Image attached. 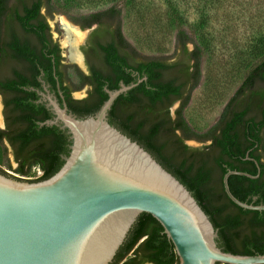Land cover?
Segmentation results:
<instances>
[{
    "label": "trees",
    "instance_id": "16d2710c",
    "mask_svg": "<svg viewBox=\"0 0 264 264\" xmlns=\"http://www.w3.org/2000/svg\"><path fill=\"white\" fill-rule=\"evenodd\" d=\"M58 6L54 0H0V87L13 93L11 102L19 111L17 120L24 123L16 135L21 143L19 152L26 151L31 157L28 164H20L13 171L24 177L32 167L42 171L35 180H21L0 169L1 174L20 181L50 178L62 166V156L69 153V140L64 131L39 125L46 118L37 117L38 112L45 113V109L36 105L35 98L26 90L34 86L41 72L53 87L55 77L59 81L64 77L58 71L59 50L51 41L46 21L54 14H64ZM121 13V8L113 5L68 17L73 22L91 20L85 27L98 22L100 17L116 19L119 45L126 50L120 54L114 43H106L100 46L103 69L90 70V76L84 77L74 68L80 79L74 88L88 84L94 91L75 102L74 113L78 118L93 116L107 99L104 88L116 90L121 82L128 85L146 77V81L115 100L108 113V123L136 142L190 192L217 231L216 241L221 251L248 256L264 254V211L239 208L226 196L222 183L228 171L259 174L255 179L231 175L228 187L241 202L264 204V35L260 37L262 44L254 61L217 120L197 132L186 122L183 112L200 82L201 46L174 15L172 55L140 54L122 34ZM173 13L176 14L174 10ZM133 72L137 73L135 78L130 76ZM71 76L76 78L69 73L64 78L70 80ZM178 100L180 104L171 118L170 107ZM186 141L209 143L191 148ZM6 155L7 150L0 141V164ZM111 264H178V258L159 223L142 213Z\"/></svg>",
    "mask_w": 264,
    "mask_h": 264
},
{
    "label": "water",
    "instance_id": "95a60500",
    "mask_svg": "<svg viewBox=\"0 0 264 264\" xmlns=\"http://www.w3.org/2000/svg\"><path fill=\"white\" fill-rule=\"evenodd\" d=\"M143 81L146 77L121 82L116 90L104 88L107 99L87 118H77L53 94L39 93L53 116L39 125L64 131L69 153L46 180L20 181L0 173V264H111L142 213L162 227L178 264H264V254L221 251L217 231L190 192L108 123L115 100ZM231 175L259 174L228 171L222 183L236 206L264 211V204H247L231 194Z\"/></svg>",
    "mask_w": 264,
    "mask_h": 264
},
{
    "label": "rangeland",
    "instance_id": "374dc122",
    "mask_svg": "<svg viewBox=\"0 0 264 264\" xmlns=\"http://www.w3.org/2000/svg\"><path fill=\"white\" fill-rule=\"evenodd\" d=\"M54 1L64 14H54L46 21L66 63H71L65 42V31L70 25L68 17L117 5L122 12L123 36L137 52L148 56L172 55L175 38L173 18L178 17L203 53L200 82L183 112L186 122L197 132L204 131L217 120L223 106L241 83L247 67L254 61V55L262 44L260 37L264 35V0ZM83 96V91L74 93L75 98ZM173 107L176 108L177 104ZM186 144L191 148L201 147L195 141H187ZM15 168L8 151L0 169L13 176ZM37 169L32 167L27 176L34 180L38 176Z\"/></svg>",
    "mask_w": 264,
    "mask_h": 264
},
{
    "label": "flooded vegetation",
    "instance_id": "af4514ba",
    "mask_svg": "<svg viewBox=\"0 0 264 264\" xmlns=\"http://www.w3.org/2000/svg\"><path fill=\"white\" fill-rule=\"evenodd\" d=\"M90 21L91 20L89 19L80 20L78 22H73L69 20L70 25L68 27H70L73 30L78 31L82 35V38L77 45L78 47H75L77 60H74V59L72 60L70 58V53H69V59L71 60V63L65 62L64 57L62 56V50L59 44L55 40H53L51 36V32H50V27L47 22V25L49 27V34H50L51 41L52 43L57 44V47L59 50V57H60L59 67H58L59 73L63 72L64 77H67V78H68V73L73 74L76 78H73L71 76L70 77L71 79L69 80L62 76V79L59 81L55 77V83L53 87V83L50 80L44 79L43 73L41 72L40 75L36 78L34 82V86L26 89L29 93H31L30 95L32 96V98L33 99L35 98L33 102L36 105H42L45 109V113L38 112L37 117L40 118L42 116V117H45L46 120L51 119L53 117L50 111H48L45 108L44 102L42 101V97L39 95V93H47V92L50 94H53L58 99V102L60 103V105L62 102H64L67 107V110L76 116L73 110V107H75L74 105L76 104L75 102H79L83 100L89 95L90 92L93 93L94 91L92 89V86L88 84L84 85L80 89L74 88V83H77L78 81L80 82V79H78V77L75 74L74 68L78 69L84 75V77L90 76V70L103 69L104 67V62L102 58L103 54L100 50V46L106 43H114V45L117 47V51H119L120 54L125 53L126 50L120 47L119 45L121 44V42H120V38L117 33L118 23L116 19H107L105 16L100 17L98 22H93L89 25V27H85V25H87ZM83 32H86V35ZM65 36H66V31H65ZM77 52H79V54ZM98 54H100L99 58L97 56ZM131 69L134 70L133 68ZM130 76L132 78H135L137 76V73L133 72L130 74ZM0 85H1V82H0ZM81 91H83L84 96L82 98H75L74 93L81 92ZM59 93H61L62 99L59 97ZM12 95L13 93L11 91H2L0 87V107H1L0 131H2V133H0V141L3 144V146L6 148L7 152L8 151L11 152L12 161L17 167L20 164H25V163L28 164L30 162L31 157H29L26 154V151L19 152L21 143L16 140V135L19 129H21V127L24 125V123L19 122L17 120L19 111L15 110V107L13 103L11 102ZM180 101L181 100H178L172 105L173 107L175 104H177V107L173 111H172V107H170L171 118H174V111L178 108ZM76 117L78 118V116ZM40 123L42 122H39V124ZM205 143H201L203 144L201 145V147L204 145H207ZM30 148H31V145L29 146L28 149Z\"/></svg>",
    "mask_w": 264,
    "mask_h": 264
},
{
    "label": "bare ground",
    "instance_id": "6f19581e",
    "mask_svg": "<svg viewBox=\"0 0 264 264\" xmlns=\"http://www.w3.org/2000/svg\"><path fill=\"white\" fill-rule=\"evenodd\" d=\"M85 34V33H84ZM66 39H65V42L67 44V46L69 47V53H70V58L73 60H77L76 59V50H75V47H78V43L79 41L81 40L82 38V35L76 31V30H73L71 29L70 27H67L66 28Z\"/></svg>",
    "mask_w": 264,
    "mask_h": 264
},
{
    "label": "built area",
    "instance_id": "2783aa9c",
    "mask_svg": "<svg viewBox=\"0 0 264 264\" xmlns=\"http://www.w3.org/2000/svg\"><path fill=\"white\" fill-rule=\"evenodd\" d=\"M14 177H16V178H19V179H21V180H32V178H30V177H28V176H19V175H17V174H12ZM37 175L38 176H36V177H34L33 179L35 180V179H37V178H39L41 175H42V171L41 170H39V169H37Z\"/></svg>",
    "mask_w": 264,
    "mask_h": 264
}]
</instances>
